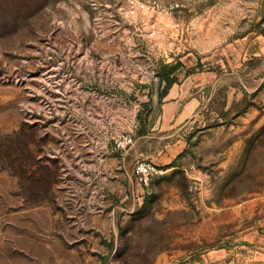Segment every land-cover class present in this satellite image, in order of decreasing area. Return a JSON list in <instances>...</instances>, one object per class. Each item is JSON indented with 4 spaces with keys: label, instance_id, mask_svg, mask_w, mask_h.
<instances>
[{
    "label": "rangeland",
    "instance_id": "rangeland-1",
    "mask_svg": "<svg viewBox=\"0 0 264 264\" xmlns=\"http://www.w3.org/2000/svg\"><path fill=\"white\" fill-rule=\"evenodd\" d=\"M0 264H264V0H62L0 35Z\"/></svg>",
    "mask_w": 264,
    "mask_h": 264
},
{
    "label": "trees",
    "instance_id": "trees-1",
    "mask_svg": "<svg viewBox=\"0 0 264 264\" xmlns=\"http://www.w3.org/2000/svg\"><path fill=\"white\" fill-rule=\"evenodd\" d=\"M60 1L62 0H0V35L7 36L19 32L23 25L28 26L45 9L54 7ZM210 3H213V1ZM164 67L165 71L160 77L162 82L165 83V87L159 95L160 102L175 83L176 77L174 74L182 67V63L177 61ZM21 129L14 132L11 138H18L23 132ZM175 163L173 162L171 166H175Z\"/></svg>",
    "mask_w": 264,
    "mask_h": 264
},
{
    "label": "crops",
    "instance_id": "crops-1",
    "mask_svg": "<svg viewBox=\"0 0 264 264\" xmlns=\"http://www.w3.org/2000/svg\"><path fill=\"white\" fill-rule=\"evenodd\" d=\"M190 93L188 88L174 87V85L168 90L161 101L162 104H160L163 112L159 118V121L161 120V128L166 127L167 130L173 132V135L180 134L184 126L193 117L194 112H196L201 105L200 101ZM188 94H190V97H188ZM183 98H187L186 101H183ZM180 138L182 137L180 136ZM175 142L176 143H174L170 151L171 153L169 152L171 156L179 145L184 144V146L172 157L173 160L171 159L166 162V165L170 167H175L171 166V164L177 161L179 155L186 147V143H182L179 139Z\"/></svg>",
    "mask_w": 264,
    "mask_h": 264
},
{
    "label": "built area",
    "instance_id": "built-area-1",
    "mask_svg": "<svg viewBox=\"0 0 264 264\" xmlns=\"http://www.w3.org/2000/svg\"><path fill=\"white\" fill-rule=\"evenodd\" d=\"M133 138L130 137L126 144H132ZM160 173V170L152 163L146 160H140L135 163L133 168V174L139 183L145 187H148L153 177Z\"/></svg>",
    "mask_w": 264,
    "mask_h": 264
}]
</instances>
